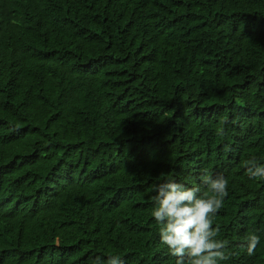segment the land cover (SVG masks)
Segmentation results:
<instances>
[{
    "label": "trees",
    "instance_id": "1",
    "mask_svg": "<svg viewBox=\"0 0 264 264\" xmlns=\"http://www.w3.org/2000/svg\"><path fill=\"white\" fill-rule=\"evenodd\" d=\"M253 157L264 0H0V264H175L151 188L171 175L202 194L204 170L228 181L221 264H264Z\"/></svg>",
    "mask_w": 264,
    "mask_h": 264
},
{
    "label": "clouds",
    "instance_id": "2",
    "mask_svg": "<svg viewBox=\"0 0 264 264\" xmlns=\"http://www.w3.org/2000/svg\"><path fill=\"white\" fill-rule=\"evenodd\" d=\"M216 135H226L223 122L216 128ZM224 147L225 151H231L228 145ZM244 166L250 180H264V163L253 157L246 160ZM200 181L207 186V191L202 194H199V186L187 187L171 175L151 188L155 193L151 215L159 225L160 242L176 258L175 264H221L235 254L228 251V240L218 238L220 228L218 225L213 227L210 219L223 206L228 195V181L222 174L213 176L207 170L200 176ZM259 242L260 237L250 232L237 247L253 256ZM93 264H123V260L112 255L105 262L97 256Z\"/></svg>",
    "mask_w": 264,
    "mask_h": 264
}]
</instances>
